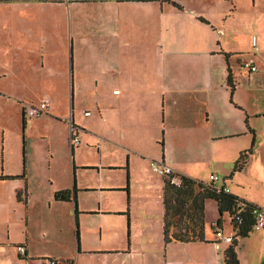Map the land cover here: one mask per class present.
Instances as JSON below:
<instances>
[{
	"label": "crops",
	"instance_id": "obj_1",
	"mask_svg": "<svg viewBox=\"0 0 264 264\" xmlns=\"http://www.w3.org/2000/svg\"><path fill=\"white\" fill-rule=\"evenodd\" d=\"M67 42L69 70L66 61L52 66L48 55L61 59ZM86 56L104 65L87 69ZM0 74L23 90L0 91L22 135L21 145L7 146L1 126L0 175L24 172L0 178V264H224L228 243H213L220 214L212 199L204 201V240L164 241V181L152 160L207 183L220 171L216 185L264 207L227 184L256 146V114L238 91L264 89V0H0ZM35 86L36 101L27 91ZM87 89L90 113L79 121L75 90ZM43 100L42 113L24 114L26 103ZM33 130L40 144L30 143ZM149 140L160 149L149 151ZM135 182L143 192H133ZM64 189L70 198L56 199ZM236 252L240 264H264V227L240 238Z\"/></svg>",
	"mask_w": 264,
	"mask_h": 264
},
{
	"label": "trees",
	"instance_id": "obj_2",
	"mask_svg": "<svg viewBox=\"0 0 264 264\" xmlns=\"http://www.w3.org/2000/svg\"><path fill=\"white\" fill-rule=\"evenodd\" d=\"M146 1V0H144ZM172 4L181 7L177 2L172 1ZM204 20L203 18H201ZM227 56V54H225ZM227 83L232 92L235 88L234 81L231 77V71L228 68ZM24 126V120L22 121ZM73 126V124H72ZM162 145L163 142L160 141ZM252 148H248L239 152L232 166L230 176L239 171L245 165ZM179 178L178 183L170 181L169 176H163V204H164V241L179 240V241H196L204 240V201L212 199L216 202L219 216L217 222H221V214L231 212L236 205L237 200L241 199L233 193L226 190L224 184L216 186L213 182H204L202 180L175 173ZM24 172L19 175H0V178H15L23 177ZM72 191L64 189L56 191L54 197L56 199L68 200ZM17 197L20 199V191L17 192ZM246 206L241 212L242 220L235 226L232 241L223 250L224 264H240L236 252L239 244V239L248 235L252 230L254 220L251 214V208L256 205L247 200Z\"/></svg>",
	"mask_w": 264,
	"mask_h": 264
},
{
	"label": "rangeland",
	"instance_id": "obj_3",
	"mask_svg": "<svg viewBox=\"0 0 264 264\" xmlns=\"http://www.w3.org/2000/svg\"><path fill=\"white\" fill-rule=\"evenodd\" d=\"M69 42H67V48L65 50V53L61 59L58 58V56H50L48 55L47 59L52 62V66H56L61 63L62 61L67 62L68 70H69V61H70V52L68 48ZM251 50L254 52H257L258 55L260 54L259 52L262 51V48L260 46V43L257 42L253 46H251ZM84 62V67L87 69L92 66L93 63L95 65H104V58H98L96 62L92 58L89 57H84L82 58ZM62 62V63H63ZM71 62H72V56H71ZM72 66V64H71ZM2 74V73H1ZM0 74V91H3L5 93H17L20 94L23 90L19 85H15L12 83L11 78L8 77V75L3 76ZM29 94L31 95L29 98L34 99L35 101L39 99V97L42 94V89H39L38 87H34L32 89L27 90ZM61 90H56V89H51L50 93H54L55 95H58ZM69 95V90L68 94ZM239 97H242L246 99L252 109V111L255 112L256 116L251 117V123L255 127L257 131V136H256V146L255 149H253V153L250 157V160L248 162V165L245 169V171L241 174H236L235 176L232 177L230 181L227 182V184L234 190L238 191L239 193L242 194H247L250 197H254L257 201H264V89L257 88L252 90L251 92H247L244 90L238 91ZM1 98H8L7 94H0ZM75 96L76 97H81L83 101L81 103H77L74 105L76 110V116L77 120L81 121L82 118L85 116L83 115V107L84 105H89V90H75ZM58 97V96H57ZM28 98V99H29ZM12 99V98H11ZM55 102H57V98L54 99ZM3 99H0V120L1 118H6L7 120L5 121L4 124L0 122V146L4 144L3 140V131L1 126H4V128L8 131V138L6 137V142L7 146L11 145V147L16 145H21L22 144V135L21 133L19 134V131H17V121L14 119V114L16 113L14 105L9 106L6 103V100L2 102ZM12 101V100H11ZM38 102V101H37ZM13 104V101L11 102ZM93 107V106H92ZM91 107V108H92ZM237 111V110H236ZM20 132H21V124H20ZM35 136H37V133L35 130H33L32 134H30L29 140L31 144H40L41 141L40 139H36ZM151 143L150 140L145 142V146L149 151L152 150H157L160 149V146L158 143ZM212 173L217 174L218 181L219 183L221 181V178L223 175L220 173V171H213L211 170ZM115 176V174H114ZM114 182L116 183L115 177ZM118 189V188H114ZM133 192L134 193H141L143 192V187L141 188L139 183L135 182L133 183ZM122 193H112L113 196H118L121 195ZM209 214H212V211H209ZM225 218L228 219L227 215H224ZM228 224V222H227ZM257 231V230H256ZM161 260L163 261L164 257V252H160ZM162 264V263H161Z\"/></svg>",
	"mask_w": 264,
	"mask_h": 264
},
{
	"label": "built area",
	"instance_id": "obj_4",
	"mask_svg": "<svg viewBox=\"0 0 264 264\" xmlns=\"http://www.w3.org/2000/svg\"><path fill=\"white\" fill-rule=\"evenodd\" d=\"M241 66L246 69L249 72L255 71L256 70V66L253 62H242ZM48 102L47 100H43L41 102H39L38 104H32V103H26L24 105V114L28 115V116H37L40 113H42L46 108H47ZM90 112L89 110H84L83 114L84 115H88ZM71 134H70V143H77L78 142V137L76 135V133H74V129L73 126L71 124ZM150 166L152 168V170L162 174L163 176H169L170 175V181L173 183H178L179 182V178L178 176H176L175 172L167 165L162 164L161 162H157L152 160L150 162ZM211 182H215L217 181V176L215 174H212L211 176ZM218 186V185H216ZM227 190V188H226ZM246 206L245 201L239 199L236 202L235 207L231 212H226L228 219H229V223L231 226V232L226 233L224 231V228L222 227V221L220 223H218L217 221H214L212 223V230H213V243L215 245L216 248H219L220 245L222 243H230L232 241V237L234 235V229L235 226H237L241 220V212H243V208ZM251 214L253 216V229H261L264 227V207L263 206H259V205H253L251 208ZM19 251L21 253H25V247L24 246H19ZM42 264H61L57 259L55 258H44L41 261Z\"/></svg>",
	"mask_w": 264,
	"mask_h": 264
}]
</instances>
